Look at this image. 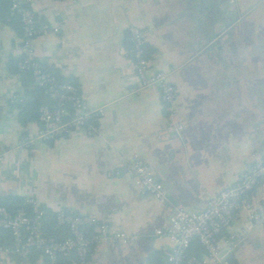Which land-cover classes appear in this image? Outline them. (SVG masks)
Listing matches in <instances>:
<instances>
[{
  "label": "crops",
  "instance_id": "crops-1",
  "mask_svg": "<svg viewBox=\"0 0 264 264\" xmlns=\"http://www.w3.org/2000/svg\"><path fill=\"white\" fill-rule=\"evenodd\" d=\"M31 9L39 23L64 21L58 33L36 38L35 59L74 81L101 115L94 132L20 147L40 126L22 125L10 103L23 92L12 65L21 35L0 23V198L100 220L107 232L86 264H161L173 244L155 231L167 228L170 208L136 194L128 160L140 156L172 203L201 212L264 157V0H34ZM130 26L147 31L151 72L169 73L173 115L158 89L126 93L136 84ZM247 200L264 212V181ZM120 231L136 241L115 240ZM217 242L228 261L264 264V221L242 208Z\"/></svg>",
  "mask_w": 264,
  "mask_h": 264
},
{
  "label": "built area",
  "instance_id": "built-area-1",
  "mask_svg": "<svg viewBox=\"0 0 264 264\" xmlns=\"http://www.w3.org/2000/svg\"><path fill=\"white\" fill-rule=\"evenodd\" d=\"M10 2V14H18L22 26L19 70L30 69L35 85L45 90L52 101L50 106H44L39 110L37 120L39 130L33 135L26 136L19 142V146L30 149L33 145L67 138L75 132L88 128L94 132L95 129L88 124L93 119H99L101 112L89 108L76 84L58 83L53 76L44 71L40 63L35 62L36 38L45 33H58L64 21L58 22L55 26L39 24L31 9L34 0H10ZM128 33L129 53L136 84L127 90V95L137 96L148 89H158L164 112L173 115L177 91L167 71L151 72L150 70V63L144 51L147 31L130 26ZM18 100L13 96L11 103L15 104ZM178 130H181L180 126ZM128 170L132 175L137 195L151 196L170 208L167 228L155 231L156 236L166 238L173 244L164 264H183V262L185 264H230L217 242V237L230 225L238 209L245 210L250 220L264 221V212L254 210L252 203L247 200L248 194L256 190L264 180V157L255 158L252 167L241 174L233 186L208 199L201 212L189 211L172 203L168 188L153 178L140 156L132 155L129 158ZM25 203L34 208L41 207L39 201L31 198H26ZM41 216L42 212H37L34 217H30L21 210L11 214L6 207L0 205V231L8 232L12 242V247L0 245V258L8 259L11 253L16 251L18 256L25 259L31 251H34L39 252L48 264H57L58 258H66L72 254L77 257L78 264H86L90 244L99 241L107 232V227L95 217L58 210L56 224L67 227L70 233L67 239L58 242L43 235L40 226ZM87 226L95 227V235L91 239L83 235V230ZM114 238L125 244L136 241L122 231L114 234ZM193 242H197L203 249L200 258L185 256Z\"/></svg>",
  "mask_w": 264,
  "mask_h": 264
},
{
  "label": "trees",
  "instance_id": "trees-1",
  "mask_svg": "<svg viewBox=\"0 0 264 264\" xmlns=\"http://www.w3.org/2000/svg\"><path fill=\"white\" fill-rule=\"evenodd\" d=\"M10 6H11L10 0H0V23L7 24L9 26L14 27V29L18 31L22 37V26L20 23V17L16 13L13 15L10 14ZM39 24H42V23H39ZM20 61H21V58L20 56H18V58L14 60L12 65L14 68L13 73H15L20 78V82L23 86V92L20 94L18 93L15 96L17 100L19 99L15 104L11 102L10 103L11 105H13V107L16 110V118L23 125L31 121L37 122L38 116H39V110L44 106H50L52 101L49 99L45 90L38 88L35 85L30 69L24 70V71L19 70ZM35 62L39 63L37 59H35ZM47 73L50 74L49 72ZM50 75L53 76L55 80L60 84H65V83L75 84L74 81L72 80L63 81L62 79H59L55 75H52V74ZM96 120L97 119L91 120L88 126H92L94 124L96 125L97 124ZM251 193L248 194V197H250ZM0 205L6 207L7 210L11 214H15L16 212L21 210L25 212L28 216L34 217L37 212H42V216L40 219V226H41L43 235L47 238H51V239H54L55 241L61 242L70 236V233L67 227L58 226L56 224V220H55L56 212L47 210L43 206H41L40 208H34L33 206L25 203V199H22L20 197H14V196L6 197V198L1 197ZM83 235L86 238L91 239L95 235V227L87 226L83 230ZM0 245H6V246L12 247L11 237L8 232L0 231ZM92 245L93 244L91 243L89 246V254L86 257V260L88 259L90 255ZM202 254H203V249L201 248V246L197 242H193L190 249L186 252L185 256L188 258L189 257L200 258ZM153 257L155 258V260L159 259L158 254L153 255ZM10 258H11V261L15 263H21L23 259L22 257L18 256L16 251H13V253H11ZM39 258L42 259L43 264H48L47 260L44 257H41L39 252H34V251H31L26 256V259L24 260H26L28 264H36ZM75 261L78 262V259L74 254H72L71 256L66 257V258H61V257L58 258L57 264H72ZM164 263H165V259L164 261H162L161 264H164ZM229 263L236 264L232 259H229ZM183 264H185V262H183Z\"/></svg>",
  "mask_w": 264,
  "mask_h": 264
}]
</instances>
